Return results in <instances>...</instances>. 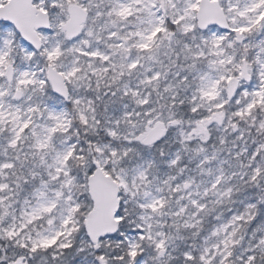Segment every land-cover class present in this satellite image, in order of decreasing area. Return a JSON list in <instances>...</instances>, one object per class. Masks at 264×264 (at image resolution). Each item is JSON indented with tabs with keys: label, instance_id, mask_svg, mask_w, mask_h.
I'll list each match as a JSON object with an SVG mask.
<instances>
[{
	"label": "snow or ice",
	"instance_id": "obj_1",
	"mask_svg": "<svg viewBox=\"0 0 264 264\" xmlns=\"http://www.w3.org/2000/svg\"><path fill=\"white\" fill-rule=\"evenodd\" d=\"M0 264H264V0H0Z\"/></svg>",
	"mask_w": 264,
	"mask_h": 264
}]
</instances>
